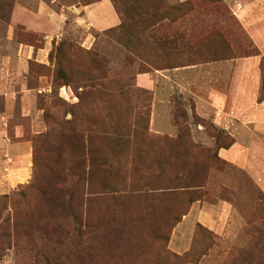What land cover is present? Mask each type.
Returning <instances> with one entry per match:
<instances>
[{
  "label": "rangeland",
  "instance_id": "rangeland-1",
  "mask_svg": "<svg viewBox=\"0 0 264 264\" xmlns=\"http://www.w3.org/2000/svg\"><path fill=\"white\" fill-rule=\"evenodd\" d=\"M95 1L0 0L19 6L0 18V110L8 93L32 155L0 176V264H264V122L229 101L254 72L249 110L264 103L253 25L224 0H113L114 30L33 27L40 3Z\"/></svg>",
  "mask_w": 264,
  "mask_h": 264
},
{
  "label": "crops",
  "instance_id": "crops-1",
  "mask_svg": "<svg viewBox=\"0 0 264 264\" xmlns=\"http://www.w3.org/2000/svg\"><path fill=\"white\" fill-rule=\"evenodd\" d=\"M178 2H187L189 0H177ZM228 3L232 13L238 17V19L242 18L243 22L251 23L252 29L254 31L251 35L257 45L264 44V1L261 2H249L248 0H224ZM112 0H99L87 5H73V6H62V9L59 12H56L46 6L43 3L38 5L37 13L33 16V24L36 27V24L39 22L42 24V19L45 20L51 27L53 33L62 32V26L66 24L68 20H72V22L82 28L87 30H95V31H106L112 28H117L121 24V18L118 15ZM19 6H15L13 11V17L16 14V9ZM23 9V8H18ZM21 11V10H20ZM21 13H24L23 10ZM28 15V14H25ZM31 18V17H30ZM14 19V18H13ZM36 22V23H34ZM72 22L69 24L72 25ZM32 25V24H31ZM12 33V28L9 31ZM51 36V35H50ZM47 44L45 43V48H37L38 53L37 56H44L43 50H47ZM20 45H24L20 43ZM260 46V45H259ZM29 47L28 59H30L34 54L33 47ZM21 49V48H20ZM49 53V52H48ZM47 53V54H48ZM32 59V58H31ZM39 64H44V58L39 60V58H35ZM250 62V59H248ZM22 61V60H21ZM245 63L241 62L240 69L245 71ZM16 65L21 66L20 63ZM45 65V64H44ZM28 67L29 70V66ZM239 69V70H240ZM246 73L242 72L241 75L236 79L235 88H237V92L232 93L230 97V105L231 112L237 113V116L245 119H255V121L264 122V115H260L261 112H264V103L259 105L256 103L255 107H252L251 110V101L252 90L253 87H250V83L252 86L254 85V77L255 74L253 72V78L250 79L249 76H245ZM247 77V78H246ZM137 84L140 87L149 88L151 87V81L144 78V75H139L137 77ZM234 88V89H235ZM212 101L213 106L215 108L216 113L222 112L221 108L223 104L225 105V99L220 94H213ZM22 99H25L23 97ZM4 106L0 110V176L6 177L9 175L14 177L13 180L22 179L23 171L20 170L16 172L17 167H21L20 169H25L26 165H28V160H31V145L26 140H23V128L21 125H13L10 127V119H11V111L9 110L11 103H13L11 96L7 93L4 97ZM10 104V105H9ZM255 112V113H253ZM23 115V114H22ZM238 119V118H237ZM238 145V144H236ZM234 148H240L235 146ZM242 149V147H241ZM30 158V159H29ZM25 174V173H24ZM204 213L200 211L199 218L202 223L207 219ZM208 220V219H207ZM209 221V220H208Z\"/></svg>",
  "mask_w": 264,
  "mask_h": 264
},
{
  "label": "trees",
  "instance_id": "trees-1",
  "mask_svg": "<svg viewBox=\"0 0 264 264\" xmlns=\"http://www.w3.org/2000/svg\"><path fill=\"white\" fill-rule=\"evenodd\" d=\"M99 1V0H98ZM113 1V0H112ZM193 0H189V1H187L186 2V4H189L190 2H192ZM11 2H13V0H11ZM8 3V4H4L3 5V2H0V18H3V19H8V18H10V15H11V13H12V9H13V3ZM90 3H92V2H90ZM90 3H88V4H90ZM113 3V5H114V7H115V9H116V11H117V13H118V15L120 16V13H119V11L117 10V7L115 6V4H114V1L112 2ZM85 5H87V4H85ZM120 18H121V16H120ZM121 20H122V18H121ZM123 25V21H121V24L118 26V28L119 27H121ZM113 30L115 29V28H112ZM112 29H109V30H112ZM109 30H106V31H109ZM105 31V32H106ZM60 71V70H59ZM59 71H57V72H59ZM61 73V72H60Z\"/></svg>",
  "mask_w": 264,
  "mask_h": 264
}]
</instances>
